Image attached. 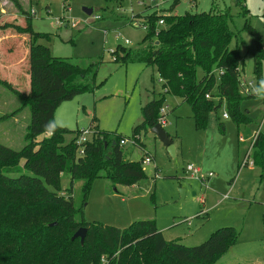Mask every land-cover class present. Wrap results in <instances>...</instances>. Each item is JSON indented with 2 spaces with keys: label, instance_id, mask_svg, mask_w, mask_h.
Masks as SVG:
<instances>
[{
  "label": "rangeland",
  "instance_id": "1",
  "mask_svg": "<svg viewBox=\"0 0 264 264\" xmlns=\"http://www.w3.org/2000/svg\"><path fill=\"white\" fill-rule=\"evenodd\" d=\"M17 1L21 12L12 0H0V80L21 93L30 91L27 61L30 37L15 28L24 27L25 18L30 16L33 31L50 36V40L39 39L37 44L49 48L52 56L72 59L81 67L97 65L96 83L103 84L93 93L63 102L54 114L57 126L73 131L90 130L88 138L92 136L90 123L95 118L93 125L100 131L131 140L133 128L141 121V104L153 94L163 93L154 67H146L141 62L118 63V58H127L146 47L147 43L142 44V40L147 29L135 25L134 21L153 13L182 16L211 9L229 12L228 25L235 33L229 48L239 47L241 80L256 86L254 42L244 25L248 23L256 30L264 50V12L255 11L249 0H178L170 12L174 0H111L107 3L65 0V4L64 0ZM84 8L92 9V14L86 15ZM96 16L100 20H94ZM62 18L77 27L60 26ZM157 28L162 26L157 25ZM118 47L127 50L116 57L111 51ZM261 70L264 78V60ZM240 94L244 97L241 89ZM164 106L168 110L163 130L174 137L175 155L171 156L150 131L140 132L136 142L143 144L144 149L128 142L122 150L130 161L140 160L145 153L152 158L150 165L142 166L146 178L130 187H113L108 180L95 179L83 205L85 220L123 229L138 220L153 219L166 241L178 240L186 247L202 244L219 228L232 227L236 240L217 263L264 264V179L261 180L258 169L242 166L246 154H251L253 136L259 132L264 134L262 101L257 98L242 101L240 111H248V121L239 125L230 116L223 120L221 116L226 111L221 107L217 113L219 121L215 113H209L203 130L196 128L190 107L178 98L166 97ZM20 107L21 100L0 85V117L18 110L12 118L0 120V144L15 151L23 148L30 123L29 109ZM219 122L223 130L217 125ZM43 137L46 135L38 140ZM188 164L199 169L204 182L185 174ZM69 186L70 177L64 174L62 190ZM81 187L82 181L73 186L76 207L81 205ZM73 245L72 251L76 250L77 242ZM3 257L1 253V264H6ZM73 257L78 264L80 254ZM103 259L107 258H100V264Z\"/></svg>",
  "mask_w": 264,
  "mask_h": 264
},
{
  "label": "trees",
  "instance_id": "2",
  "mask_svg": "<svg viewBox=\"0 0 264 264\" xmlns=\"http://www.w3.org/2000/svg\"><path fill=\"white\" fill-rule=\"evenodd\" d=\"M177 1L174 0L169 12ZM12 2L21 12L18 1ZM230 17L229 12L211 9L182 16L153 13L143 18L147 34L142 44L147 43L146 47L127 58H118V63L141 62L146 67H154L164 92L153 94L141 104V121L133 128V138L157 125L168 96L190 107L198 130L206 128L209 113H215L218 122L221 107L236 125L248 121V111L241 113L240 105L243 100L256 97L253 92L244 97L240 94L243 69H239V47L229 48L235 38L228 25ZM160 19L164 25L157 28ZM31 21L27 16L24 27H15L30 37L27 55L30 91L21 93L0 80L1 86L21 100L20 108L30 111L23 148L15 151L0 144L2 261L6 264H76L73 254L79 253L78 264H100L103 257L107 259H103L102 264H106L116 254V259L109 264H218L217 260L236 240L232 227L219 228L202 244L186 247L178 240L166 241L153 219L138 220L123 229L85 220L83 205L93 181L103 178L113 187L133 186L146 178L143 157L138 161L128 160L120 145L125 138L100 131L93 125L95 118L90 123L91 138L80 146L77 141L83 131L55 124V111L63 102L93 93L103 83H96L97 65L81 67L72 59L52 56L49 48L37 44L39 39L50 40V36L33 31ZM244 29L253 37V74L257 86L263 78L264 50L256 30L248 23ZM124 50L127 49L118 47L112 55L119 57ZM261 101L264 105V100ZM17 112L4 115L0 120H8ZM217 125L223 130L222 123ZM43 135L46 137L38 140ZM169 138L173 142L174 137ZM137 147L144 149L140 142ZM249 157L252 166L261 172V180L264 179V134H255ZM64 174L70 177L67 190L61 187ZM77 181H82L80 207L75 206L72 196ZM53 223L55 225L50 226ZM80 228L87 231L83 245L78 239L71 240ZM48 240L51 241L49 246ZM75 242L77 247L72 251Z\"/></svg>",
  "mask_w": 264,
  "mask_h": 264
},
{
  "label": "built area",
  "instance_id": "3",
  "mask_svg": "<svg viewBox=\"0 0 264 264\" xmlns=\"http://www.w3.org/2000/svg\"><path fill=\"white\" fill-rule=\"evenodd\" d=\"M161 1H168V0H161ZM66 10L68 11L69 8H66ZM94 20H100V17L96 16V17H94ZM134 23H135V25H137L139 27H143L144 29H146V26H144L142 19L134 21ZM63 25H65L66 27L69 26L71 28H76L77 27V25L75 23L72 22V23L69 24L67 19H64V18H62L60 20V26H63ZM158 25L159 26H163L164 25V22H163L162 19H160L158 21ZM125 44H128V41H125ZM113 52L114 51H111V54ZM252 87H253V83L245 84V81L241 80L240 89H241V91L243 92L244 95H249L252 92ZM206 98L209 99L210 98L209 95H206ZM167 110H168L167 106H163L161 108V110H160V118L158 119V123L157 124H159L162 128L166 125V118L165 117H166V114H167L166 113ZM221 117L223 119H228L229 118L226 112H224ZM88 135L89 136L91 135L90 130L83 131L82 135L79 137V139L77 141V144L80 146L83 143H86L90 139V138L87 137ZM254 136H253V138H254ZM136 139L137 138H132L129 141L126 140V139H123V140H121L120 145L121 146H125V144L130 142L133 146L137 147ZM79 153L82 154L81 148H80V152ZM151 162H152V158L147 153H145V155L143 156L142 166L150 165ZM244 165H247V166H252L253 165L252 161H249V154H247L245 156V158H244V162H243L242 166L244 167ZM199 173H200L199 169L195 168L192 164L187 165L186 170H185V174L186 175L189 174L191 179H197V180H200V181L204 182V178L200 177ZM155 176H157V175H155ZM209 176H211V174ZM188 226H189V222H188Z\"/></svg>",
  "mask_w": 264,
  "mask_h": 264
},
{
  "label": "water",
  "instance_id": "4",
  "mask_svg": "<svg viewBox=\"0 0 264 264\" xmlns=\"http://www.w3.org/2000/svg\"><path fill=\"white\" fill-rule=\"evenodd\" d=\"M83 12L90 16L93 12L92 9L90 8H84ZM150 132L154 134L159 141L162 143V145L166 148L167 152L171 155H175V147L173 146V143L171 139L169 138L168 134L163 130V128L157 124L155 127H153ZM55 224H51L50 226H54ZM86 229L85 228H80L78 229L72 236L71 240L74 241L75 239L80 240V244L82 245L84 243V239L86 236Z\"/></svg>",
  "mask_w": 264,
  "mask_h": 264
},
{
  "label": "clouds",
  "instance_id": "5",
  "mask_svg": "<svg viewBox=\"0 0 264 264\" xmlns=\"http://www.w3.org/2000/svg\"><path fill=\"white\" fill-rule=\"evenodd\" d=\"M249 4L254 6L255 11L264 12V0H249ZM252 92L258 100H264V78L253 87Z\"/></svg>",
  "mask_w": 264,
  "mask_h": 264
},
{
  "label": "crops",
  "instance_id": "6",
  "mask_svg": "<svg viewBox=\"0 0 264 264\" xmlns=\"http://www.w3.org/2000/svg\"><path fill=\"white\" fill-rule=\"evenodd\" d=\"M222 118V117H221ZM223 119V118H222ZM223 120H226V119H223ZM173 143V142H172ZM144 146V145H143ZM189 165V164H188ZM248 167H250V168H253V166H248ZM198 169V168H197ZM185 170H186V168H185ZM115 191H117V190H115ZM163 234V233H162Z\"/></svg>",
  "mask_w": 264,
  "mask_h": 264
}]
</instances>
